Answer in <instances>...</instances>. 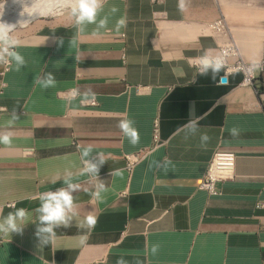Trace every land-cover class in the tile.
Returning <instances> with one entry per match:
<instances>
[{
  "label": "crops",
  "instance_id": "obj_1",
  "mask_svg": "<svg viewBox=\"0 0 264 264\" xmlns=\"http://www.w3.org/2000/svg\"><path fill=\"white\" fill-rule=\"evenodd\" d=\"M185 2L107 0L102 15L118 8L107 29L81 32L66 9L10 34L25 64L0 63V133H12L0 144V220L20 208L28 215L20 232H0V264H264V0ZM231 44L228 65L262 63L251 84L239 71L202 75L194 64ZM48 73L55 84L45 88L37 80ZM193 102L196 133L184 128ZM125 119L136 145L118 127ZM89 146L105 161L95 177L82 174ZM217 151L236 158L210 195L199 186ZM65 181L79 185L71 226L42 245L39 197ZM87 216L95 226L77 227Z\"/></svg>",
  "mask_w": 264,
  "mask_h": 264
},
{
  "label": "clouds",
  "instance_id": "obj_2",
  "mask_svg": "<svg viewBox=\"0 0 264 264\" xmlns=\"http://www.w3.org/2000/svg\"><path fill=\"white\" fill-rule=\"evenodd\" d=\"M60 8H67L70 16L73 18L75 25L78 26V30L83 32L88 25H95L94 31L101 29H107L109 24L110 15H114L118 8L111 6L107 14L105 12V5L107 0H57ZM178 7L184 10L186 7L185 0H179ZM50 11L48 8H41L39 3L32 6V12H29V16L39 12V14H47ZM27 21L23 22L26 23ZM115 31L119 32L121 28L126 27V19L120 18L115 22ZM16 25L0 22V63L10 64L12 62L16 65L18 71L25 64L23 55L15 49L19 47V41L13 38L10 34L15 30ZM223 67V61L216 57L215 59L209 57L201 58V74H206L209 69L213 72H218ZM226 79V78H225ZM37 83L42 84L43 87L48 88L54 86L55 78L51 73L46 74L43 79H38ZM78 95L77 90L73 89L71 96L75 98ZM188 123L184 125V128H188L192 133H196L198 130L200 117L195 116V102L192 103ZM18 117L15 113L12 114V118L9 124L17 120ZM118 127L129 140V143L136 145L140 141L139 131L134 127V121L125 119L119 122ZM233 135H237V130L233 128L231 130ZM209 137L206 134L201 135V141H208ZM12 142V133L4 132L0 133V144L10 145ZM91 147L84 148L81 153V160L83 162L82 174H91L95 177L99 171V165L105 161L103 155L100 154V159L93 161L90 158ZM67 187H62L56 191H49L42 193L39 197L40 205L36 209L39 213V225L37 227V236L40 238L42 245L47 244L50 237L55 235L54 229L63 225L65 228L71 226V216L68 212L73 206L72 192L78 190L79 185L69 181H65ZM99 187L105 189L103 182H99ZM99 192L94 195L99 197ZM28 215L27 211L23 208L16 209L15 212H10L6 217L0 220V232L9 234L12 232H20L22 224L18 221H23ZM96 223V218L93 216H87L83 221L77 223V227L80 228H93ZM46 234V235H45ZM87 240L86 236L80 238V243L85 244ZM159 245H153L151 251L155 253L158 250ZM117 264H125L123 259H119Z\"/></svg>",
  "mask_w": 264,
  "mask_h": 264
},
{
  "label": "built area",
  "instance_id": "obj_3",
  "mask_svg": "<svg viewBox=\"0 0 264 264\" xmlns=\"http://www.w3.org/2000/svg\"><path fill=\"white\" fill-rule=\"evenodd\" d=\"M221 24L218 21L213 25V29L219 27ZM222 56L219 57L223 61V67H225V72L228 71H239L244 76L243 82L245 84H251L255 77V71H263L262 63L259 64H247L243 61H237L234 65H228L225 57L234 56L237 54L236 47L231 44L221 49ZM215 59V58H212ZM196 66L201 67V60L194 63ZM5 70L9 64H4ZM94 104L92 101L90 102ZM235 154L228 151H217L214 153L212 160L210 161L205 174L202 178L200 189L206 191L208 194L213 195L216 193V186L219 182L228 180L232 178L234 164H235ZM138 160V155L130 156L127 159V170H131L134 164Z\"/></svg>",
  "mask_w": 264,
  "mask_h": 264
},
{
  "label": "bare ground",
  "instance_id": "obj_4",
  "mask_svg": "<svg viewBox=\"0 0 264 264\" xmlns=\"http://www.w3.org/2000/svg\"><path fill=\"white\" fill-rule=\"evenodd\" d=\"M37 3H39L41 8H48L50 11L47 14L36 12L29 16V12H32V6ZM65 9L58 6L57 0H12L0 8V22L21 27L33 19L58 14ZM25 21L27 22L23 23Z\"/></svg>",
  "mask_w": 264,
  "mask_h": 264
},
{
  "label": "rangeland",
  "instance_id": "obj_5",
  "mask_svg": "<svg viewBox=\"0 0 264 264\" xmlns=\"http://www.w3.org/2000/svg\"><path fill=\"white\" fill-rule=\"evenodd\" d=\"M12 0H5L3 3H2V5H0V8L3 6V5H6V4H8V3H10ZM67 9V8H66ZM65 9V10H66ZM64 11V10H63ZM49 16H52V15H49ZM49 16H44V17H49ZM43 17V16H42Z\"/></svg>",
  "mask_w": 264,
  "mask_h": 264
}]
</instances>
